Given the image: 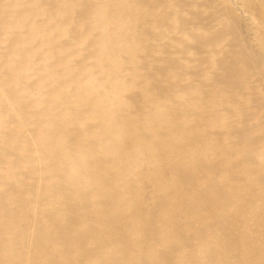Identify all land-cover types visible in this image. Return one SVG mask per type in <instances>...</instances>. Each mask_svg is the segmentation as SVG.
<instances>
[{
    "label": "bare ground",
    "instance_id": "obj_1",
    "mask_svg": "<svg viewBox=\"0 0 264 264\" xmlns=\"http://www.w3.org/2000/svg\"><path fill=\"white\" fill-rule=\"evenodd\" d=\"M0 264H264V0H0Z\"/></svg>",
    "mask_w": 264,
    "mask_h": 264
}]
</instances>
